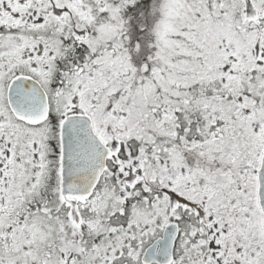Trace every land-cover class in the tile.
<instances>
[{"label": "flooded vegetation", "instance_id": "af4514ba", "mask_svg": "<svg viewBox=\"0 0 264 264\" xmlns=\"http://www.w3.org/2000/svg\"><path fill=\"white\" fill-rule=\"evenodd\" d=\"M119 5L117 0H0V264H248L230 221L245 235L249 219L244 210L242 218L230 217L229 195L253 205L261 223L257 172L264 133L262 149L250 162L251 146L242 132L251 122L254 131L262 130L263 102L251 98L244 85L264 78V6L257 11L244 0L239 23L231 28L245 32L244 20H255L254 40L246 48L251 36H245L236 47L247 55L237 62L238 72L215 82L229 51L212 55L218 64L207 66L208 83H220L208 87L211 96L232 107L223 120L244 128L220 130L222 135L200 150L206 159L185 162L179 179L149 176L148 162L128 150L130 131L112 127L127 119L130 90L125 112L110 104L101 112L104 91L117 78L110 74L111 62L123 54L122 26L115 25ZM214 27L230 28L227 22ZM175 86L180 91L182 83ZM84 117L91 120L90 133ZM69 119H78L74 126L81 128L63 129ZM172 130L174 141L188 142L178 130L167 131ZM231 135L241 142L232 146V156L211 152ZM101 142L107 148L105 171ZM191 142L196 152L198 142ZM246 174L252 178L248 190ZM208 180L219 187L203 191ZM65 181L76 184L72 192Z\"/></svg>", "mask_w": 264, "mask_h": 264}, {"label": "rangeland", "instance_id": "374dc122", "mask_svg": "<svg viewBox=\"0 0 264 264\" xmlns=\"http://www.w3.org/2000/svg\"><path fill=\"white\" fill-rule=\"evenodd\" d=\"M139 0H117V2H120V5L117 8V20L115 22L117 30L120 29L121 25V14L130 6L134 5ZM220 4H222V7L227 8L228 6L232 5V1L236 0H219ZM254 6H256V10L258 11L260 8L264 6V0H251ZM219 4V3H218ZM204 3L201 4V2L197 0H168V4L166 6V11L164 14V20L163 23L160 26L159 34H160V46H159V53L161 56H167V59L170 61L172 60V52L171 47L175 43L176 46L180 47V40L174 39V33H175V25L178 22L180 18H182V21H185L186 19L190 18V22H192V27L189 30V32L193 29H195V34L193 36L197 37L196 40L198 42V46H200V51L198 50V47H194L195 50L199 51L196 53V56L198 57L196 61L193 62V58L189 59L187 62H183L180 58L177 57L176 59V66L173 65L168 61L167 67L168 70L162 72L161 79L159 81V89L161 92V96L158 97V101L161 102V109L160 113L157 111V113H153V115L149 114V119L145 122L139 118V114L136 112V109H144L145 111L146 106L149 110L153 106V99H151V88L150 86H147L146 92H137L136 101L134 103L133 108H128V120H127V126L128 129L132 130V134L135 132H138L141 134V136L144 135L145 137V144H146V160L148 161L147 166V172L148 175L151 176V174H165V176H175L177 178H181V169L182 167H179L178 159L176 155L172 154L171 157H165L164 153H160L157 151V147H154L155 145L159 146L158 139L163 136L161 131L157 128H154L155 121L157 119V122H161L163 116H170V111L175 110L176 108H184L187 111L192 110L193 104L196 105L195 102L193 104H186L182 105L179 104V100H187V98H182V92L189 87L192 82L190 81V78H183L181 86V90H177L175 88H172V85L176 82H179L182 78L179 76L185 75L189 76L191 73H195V71L201 69L204 71L206 76L209 78V70L208 67H205L206 65H209L210 62L218 64V60L215 57H212V55H220L223 52L226 53L229 51L230 59H225L226 64H224L221 71H218L214 73L215 82L218 79H221L223 77L225 78H232L230 75H235L238 72V65L237 62L241 61L242 63L247 60V55L243 51V49L236 48L239 46L240 39L246 40L245 36L247 38H250L247 40L246 48H248V45L250 41L254 40V37H252V34L255 33V29L252 31L251 26L247 27V31H235L234 29H226L225 31L219 30L217 27L220 17H214L216 21H218V24L211 23L209 25H205L206 21L211 22L210 19H206V12L204 11ZM195 24V27L193 26ZM177 32H180V28L178 27ZM176 32V33H177ZM188 32V33H189ZM251 33V34H249ZM213 34V35H212ZM197 35V36H196ZM212 35V36H211ZM206 36H211L210 39L205 38ZM256 36V35H255ZM112 38V36H111ZM174 47V46H173ZM181 51V50H180ZM191 51V50H190ZM187 52V51H186ZM211 54V55H210ZM176 58V56L174 55ZM201 60V62H200ZM223 60V58H221ZM118 64V70L120 68L119 63L125 65V59L124 60H118L116 62ZM124 67V66H123ZM165 67V69H167ZM174 68V70H173ZM182 68H185L188 73H183ZM176 69V71H175ZM117 70V69H116ZM172 71H174L172 73ZM119 72V71H118ZM178 73V74H177ZM179 75V76H178ZM207 77L205 80H207ZM208 83V81L205 83L203 82L202 89L205 91L208 89V87L214 86L218 87L220 86V83ZM202 84V83H201ZM208 84L210 86H208ZM247 87V90L250 91V94L253 96H259L261 98V103L263 102L264 105V78H261L259 81L256 79L253 81V84L245 83L244 87ZM151 90V91H150ZM181 92V93H180ZM261 92L262 96L261 97ZM106 93V92H105ZM115 94V90H110L109 94H105V97L103 98L102 105H101V112H105V109L109 105L110 102V96ZM164 94V95H163ZM146 98V106L144 105V99ZM148 100V101H147ZM148 102V103H147ZM136 107V109H135ZM211 108V107H210ZM248 108H251L248 107ZM142 109V110H143ZM143 110V113L145 111ZM201 111V120L204 121V124L202 127H200V134L199 139L206 138L210 132V124L211 118L210 114L218 115L221 119L224 117H227L232 112V107L230 105H223V104H214L211 108V111L209 110H200ZM147 114V111H146ZM99 117V116H98ZM159 117V119L157 118ZM260 124L262 125V130L260 131H254V127L252 126V122L249 124V131L242 132L244 137H242V141L250 144L251 146V155L249 157L250 162L253 160V152L260 151L262 149V143L261 140L263 139V133H264V109L261 116V119L258 117ZM131 120V122H130ZM182 120V119H181ZM99 121L101 123V117H99ZM164 121H166V124L168 125H179L182 124L179 123V119H175V123L172 119L166 120L164 118ZM159 125V124H158ZM96 126H99L98 122H96ZM160 126V125H159ZM231 128H237L240 129L242 126L239 125H231ZM179 128V127H177ZM118 131L122 130L121 127L117 128ZM182 130H186L185 127H181ZM189 131H192V128L189 129ZM188 131V132H189ZM187 132V133H188ZM153 134L156 135L155 137L149 135ZM263 135V136H262ZM192 134H188V138H191ZM218 138V137H217ZM169 140V139H168ZM222 143L224 144L223 148H220L218 150L211 149V152L216 153L217 155H220V157H227L232 156V146H240V139L238 136L231 135L230 137H225L222 139ZM138 142V141H137ZM163 142V141H162ZM168 146L169 144H165ZM247 149H244V152H246ZM173 162L174 164H172ZM219 178V177H218ZM210 181V180H208ZM242 181L244 182L246 190L252 186V178L250 175L246 174L244 175ZM211 183H206L201 188L203 191L210 190L212 186L219 187L218 183L215 181H210ZM232 188V186H231ZM218 190H215L217 192ZM235 198L236 202L233 204L232 199ZM230 200V217L232 215H235L237 218H242V212L243 210L246 213V216H248L249 219V233L245 234L242 232V230H239L237 226V222H231L230 221V230L234 231L237 234V237H239L242 240L241 243V250L243 253H245L246 257L248 258L249 262L248 264H264V232L262 228V220L261 223L258 220L257 212H254L253 205L250 207L245 203V199L237 198V195H229ZM244 202V206H239L238 203ZM255 207H257V200ZM232 242V240H230ZM244 256V255H243ZM245 257V256H244Z\"/></svg>", "mask_w": 264, "mask_h": 264}, {"label": "trees", "instance_id": "16d2710c", "mask_svg": "<svg viewBox=\"0 0 264 264\" xmlns=\"http://www.w3.org/2000/svg\"><path fill=\"white\" fill-rule=\"evenodd\" d=\"M197 1L201 2V4L204 3V7H205L204 11L207 13L205 17L206 19H209L210 17L214 16L216 12H219V9H217L219 0H197ZM237 2H239V0L232 1V5L227 7L228 14H226V16L227 18H230L233 21H238L240 17L237 10H235L236 8L235 4ZM167 4H168V0H139L132 7H130L123 15L124 17V25L122 29L123 41L120 44L123 48V51L125 52L129 47L126 44V39L129 38L131 41L128 50L130 52L129 60L130 63L132 64V74H133L132 99L134 102L132 103V108L134 107V103L136 101L137 92H141V91L146 92L147 91L146 86H150L152 90V91L150 90L151 99H153V101H156L155 103H153V106L149 108V110L146 107L147 114L143 108L142 109L145 111V113H143L142 109H136L135 107L136 112L139 114V118L145 122L147 119H149L148 113L151 115H153V113H157V111L160 113L161 102L158 101V97L160 96L161 92L159 89V81L161 79L162 72L164 73V71L168 70V67L166 65L168 61H170L169 59L165 60L167 58L166 55L163 57L159 53V46L161 45L159 40L160 38L159 29L164 19V14L166 11ZM219 16L221 17V14H219ZM189 20L190 18L180 22L179 24L181 26L180 32H177L174 37V39H180L181 51H179V54H181L180 59L182 58L183 60H187L191 55L195 57L196 56L195 53H198L200 51L199 49L200 46H198V43L194 39H192V36H194L195 34L194 33L195 29L189 32V30L192 27L191 26L192 22H190ZM208 23L209 21H206L205 25H207ZM193 26L195 27V24H193ZM174 45L175 44H173V46ZM173 46L170 49L172 51V60L170 61V63L174 65L176 64L177 58L174 57L173 52L175 51L174 49H178V47L174 48ZM194 47L196 48L198 47L199 51L195 50ZM126 53H124V56L120 58V60L126 58ZM113 57L114 56H110L111 59ZM197 58L198 57L196 56V59ZM165 67H167V69H165ZM123 70L126 71V65ZM182 70L183 73H188L187 70H185V68H182ZM173 72L174 71H172V73ZM185 75L184 74L181 75V78H185V77L187 78V76ZM189 78H193L192 80L196 78V81L198 82L204 79L202 71L193 73L192 76H190ZM125 81L123 86H125L126 84ZM128 84L129 83H127V85ZM172 88L175 87H173L172 85ZM125 90L127 89L125 88ZM205 92L206 91L201 88V84H199L194 92L195 97L192 92L191 96H189V100L193 98L198 103L204 105L207 100L209 101L212 100L211 97ZM118 93H119L117 95L118 99H114L113 104L114 102H116L114 107L117 110L121 111L123 107H126V101H125L126 98H125V94L123 95L122 92L121 93L118 92ZM250 97L252 98V96ZM186 98L188 97L186 96ZM144 105L146 106V98L144 99ZM200 109L202 108L200 107ZM200 113L201 111H196L194 109L189 112H186L185 115L179 116V123L182 122V124H179L177 126L179 127L178 128L179 132L181 127H185L186 130L192 128V131H195V133L192 134L191 138L186 137V139H189L188 142L190 144L192 143L191 140H197L199 144L197 145V150L202 149L204 151L206 146H200V144L202 145L209 143L208 140L210 138H212L213 140L217 139L216 136L217 134L222 135V133L219 132L220 130H226L225 132H227V130L232 129L230 126L236 123L231 124L229 126L228 122L221 119L220 117L217 116L214 118L211 117L214 123L210 126L209 129L210 134L206 138L199 139L198 138L200 134L199 128L202 127L204 124V121L201 120L200 118L201 117ZM157 118L159 119V117ZM163 118L161 122H157L156 119L154 128L159 129L162 133L163 132L168 133V131L162 127L165 124V122H163ZM170 126L172 125H169L168 127ZM233 129H237V128H233ZM212 130H214V132H212ZM151 135L153 136V134ZM137 144L138 143L136 142H134V144H131V151L135 155L139 154L140 152V145L138 144L137 146ZM177 145H179L178 142Z\"/></svg>", "mask_w": 264, "mask_h": 264}, {"label": "water", "instance_id": "95a60500", "mask_svg": "<svg viewBox=\"0 0 264 264\" xmlns=\"http://www.w3.org/2000/svg\"><path fill=\"white\" fill-rule=\"evenodd\" d=\"M14 110H16V108H13ZM83 124L86 128L91 129V124L89 119L85 118L83 121ZM258 179H259V202H260V207H261V211L263 214V227H264V152H263V158H262V165H261V169L259 171L258 174Z\"/></svg>", "mask_w": 264, "mask_h": 264}]
</instances>
